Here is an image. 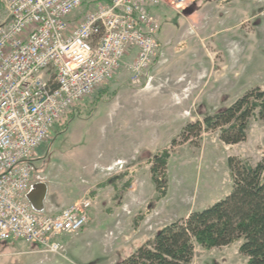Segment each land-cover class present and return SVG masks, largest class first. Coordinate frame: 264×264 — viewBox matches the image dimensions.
I'll list each match as a JSON object with an SVG mask.
<instances>
[{
  "label": "rangeland",
  "instance_id": "1",
  "mask_svg": "<svg viewBox=\"0 0 264 264\" xmlns=\"http://www.w3.org/2000/svg\"><path fill=\"white\" fill-rule=\"evenodd\" d=\"M90 8V4L84 5L78 16ZM154 14L161 23L160 51L146 76L134 83L127 70L134 56H128L112 81L97 88L54 124L50 140L39 146L34 156L35 160L49 157V168L55 161L60 162L71 143V132H67L70 114L84 105L90 110L85 112L87 118L103 98L108 126L113 129L123 121L131 123L126 128V144L120 143L127 149L125 160H121L123 167L112 170L136 176L144 184L149 170L152 175L156 157L165 151L170 154L166 167L158 168L164 195L157 191L152 175L148 190L157 192L154 208L149 210L145 207L148 203L142 204L135 216L143 223L152 215L151 222L157 228L230 196L234 184L229 159L248 162L253 167L264 162V121L255 118L249 120L246 140L236 145L223 143L219 131H205L204 124L200 134L194 131L188 137L182 136L188 124L204 123L205 117L229 107L256 88L264 91V0H188L181 11L163 7ZM3 15L0 6V19ZM102 94L105 95L101 97ZM109 131L111 134L117 129ZM111 143V150L119 148L117 139ZM143 191L150 196L149 191ZM153 239L137 241L141 245L133 250ZM130 244L133 246L134 241ZM240 245L238 242L211 250L197 247L191 264H246ZM135 251L127 256V251H120L107 263L122 264Z\"/></svg>",
  "mask_w": 264,
  "mask_h": 264
},
{
  "label": "built area",
  "instance_id": "2",
  "mask_svg": "<svg viewBox=\"0 0 264 264\" xmlns=\"http://www.w3.org/2000/svg\"><path fill=\"white\" fill-rule=\"evenodd\" d=\"M187 2L0 0V243L21 241L61 255L60 238L87 226L92 198L55 215L31 202V189L45 186L32 183L34 153L66 112L113 80L128 56L134 83L146 76L160 51L161 23L151 9L178 12ZM86 4L90 10L78 16Z\"/></svg>",
  "mask_w": 264,
  "mask_h": 264
},
{
  "label": "crops",
  "instance_id": "3",
  "mask_svg": "<svg viewBox=\"0 0 264 264\" xmlns=\"http://www.w3.org/2000/svg\"><path fill=\"white\" fill-rule=\"evenodd\" d=\"M161 8L163 7L152 8L151 11L156 13ZM102 99L87 118L85 112L90 110L84 105L70 114L67 132H71V143L60 162L55 161L53 167L49 168V157L35 160L34 156L32 161L35 166L39 163V166H36L32 183L41 182L45 186L34 187L28 195L34 206H43L50 215H55L84 198H92L95 206L89 223L79 234L60 238L63 255H46L38 246L26 245L21 241L0 243V264H108L107 260L112 257L115 259L120 251L122 254L127 251L126 256L130 252L132 254L138 248L133 250L135 246L141 245L137 241L153 239L166 226L156 228V224L151 222L152 215L143 223L135 219L142 204L148 203L145 207L153 210V198L157 192L148 190V179L153 182L150 170L145 186L136 176H126L124 172L111 170L118 161L126 158L127 149L120 143L126 144V128L131 123L123 121L113 129L108 126V115L104 116ZM115 129L116 132L112 131ZM109 130L112 131L111 134ZM112 138L117 139V150L110 149ZM37 176H40L39 180L36 179ZM131 178L134 180H130ZM143 190L149 191L150 196H145ZM151 223L153 225L150 229ZM126 241L128 245L125 244ZM130 241H134L133 246ZM126 245L129 250H126Z\"/></svg>",
  "mask_w": 264,
  "mask_h": 264
},
{
  "label": "trees",
  "instance_id": "4",
  "mask_svg": "<svg viewBox=\"0 0 264 264\" xmlns=\"http://www.w3.org/2000/svg\"><path fill=\"white\" fill-rule=\"evenodd\" d=\"M251 118L264 121V91L256 88L204 123L188 124L182 136L196 131H219L220 140L236 145L246 140ZM188 139V138H187ZM176 144V140L173 141ZM170 154L157 156L152 168L157 191L164 195L158 168L164 169ZM233 192L203 211L163 227L155 238L139 248L122 264H191L197 247L206 250L229 247L240 242L246 264H264V162L253 167L248 162L229 159Z\"/></svg>",
  "mask_w": 264,
  "mask_h": 264
}]
</instances>
